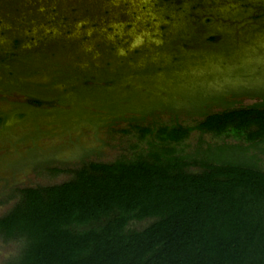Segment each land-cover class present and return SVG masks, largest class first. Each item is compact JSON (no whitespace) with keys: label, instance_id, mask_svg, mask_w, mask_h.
Segmentation results:
<instances>
[{"label":"rangeland","instance_id":"obj_1","mask_svg":"<svg viewBox=\"0 0 264 264\" xmlns=\"http://www.w3.org/2000/svg\"><path fill=\"white\" fill-rule=\"evenodd\" d=\"M39 1L0 0V52L16 40L32 57L0 64V85L13 82L11 71L20 88L0 87V215L13 189L68 178L51 168L145 150L150 137L141 140L134 126H189L264 100V0H121V13L106 6L120 0L71 8L57 0V9ZM79 71L94 78L76 80ZM110 107L124 113L112 119ZM199 141L217 143L191 132L176 149L190 153ZM256 156L264 171V145ZM15 247L0 241V264Z\"/></svg>","mask_w":264,"mask_h":264},{"label":"trees","instance_id":"obj_2","mask_svg":"<svg viewBox=\"0 0 264 264\" xmlns=\"http://www.w3.org/2000/svg\"><path fill=\"white\" fill-rule=\"evenodd\" d=\"M16 43L0 52V64L32 58ZM77 73L85 84L94 78ZM7 76L13 82L1 89L19 90L13 72ZM123 113L109 109L112 119ZM133 129L150 140L130 158L51 168L68 178L13 189L0 241L16 247L1 264H264V171L256 156L264 100L202 114L189 126ZM191 132L217 143L176 149ZM142 221L141 229L129 227Z\"/></svg>","mask_w":264,"mask_h":264},{"label":"water","instance_id":"obj_3","mask_svg":"<svg viewBox=\"0 0 264 264\" xmlns=\"http://www.w3.org/2000/svg\"><path fill=\"white\" fill-rule=\"evenodd\" d=\"M73 1V3H71V4H69L68 5V7H70L71 8V6L72 7H74V6H76V7H86V6H89V7H92V6H98V5H100L101 7L103 6V5H101V0H72ZM71 1V2H72ZM42 3V4H41ZM122 3V1L120 0V1H116V2H112V3H108L106 6H108V8H107V10H108V12L109 11H112V10H117V12L119 13H121V6H120V4ZM76 4H78V5H76ZM103 4V3H102ZM37 5L38 6H40L42 9H46V6H50V5H53V9H57V5H59V1H57V0H42V1H39V2H37ZM34 6H35V4L33 5L32 3H31V7H30V9L32 10V11H36V12H41V9L40 10H38V9H35L34 8ZM104 7V6H103ZM14 8V7H13ZM30 10V12L32 13V11ZM1 12V11H0ZM4 13L5 12H3L2 11V16L4 15ZM29 13V12H28ZM0 14V15H1ZM0 19H2V20H5V18L4 17H0ZM37 23V22H36ZM33 24V23H32ZM53 24H54V22H53Z\"/></svg>","mask_w":264,"mask_h":264}]
</instances>
